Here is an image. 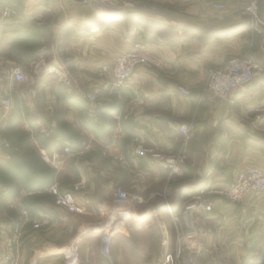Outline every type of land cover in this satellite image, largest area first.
I'll list each match as a JSON object with an SVG mask.
<instances>
[{"label":"crops","instance_id":"0c3cea01","mask_svg":"<svg viewBox=\"0 0 264 264\" xmlns=\"http://www.w3.org/2000/svg\"><path fill=\"white\" fill-rule=\"evenodd\" d=\"M112 1L0 0V12L5 6L15 10L13 17L0 22V101L6 96L13 101L5 119L0 105V162L9 158L5 137L39 133L46 138L39 154L55 171L51 186H80L74 193L78 212L54 206L51 186L45 191L51 202L42 200L36 209L22 199L41 194L38 191L0 193V248L11 242L12 228L25 206L31 217L48 215L51 222L37 230L24 220L16 264H63L74 251L79 264H94L93 255L101 262L125 264L130 261L127 241L133 236L127 230L129 221L144 215L132 212L126 227L111 232L103 242L100 222L120 185L129 189L131 181L145 179L149 187L132 188L150 193L148 198L163 183L169 189L163 208L148 214L159 224L161 239H166L164 264L165 254H174L178 245L193 264L251 263L264 240V191L249 193L238 203L218 198L210 214L198 217L173 219L171 212H179L187 192L228 185L248 165L264 172V134L251 126L257 115L258 124H264V79L234 89L224 100L205 91L208 70L231 57L264 62V0L258 13L261 34L233 0H156L169 7L164 12ZM215 2L227 3V10H215ZM169 29L172 37L166 35ZM35 40L42 47H36L37 83L16 81L11 70L15 65L31 66L27 59L33 57ZM137 40L156 65L138 66L124 87L112 89L109 76L98 75L100 65ZM63 77L70 80V87ZM179 86L189 95H183ZM89 92L98 98L95 117L85 112ZM24 111L33 117L27 118ZM59 124L72 127L79 137L54 146L50 137ZM181 126L189 127L191 136L182 172L175 175L164 163L181 149ZM68 144L70 155L64 153ZM137 146L160 158L135 154ZM191 230L201 234L187 238Z\"/></svg>","mask_w":264,"mask_h":264},{"label":"built area","instance_id":"2783aa9c","mask_svg":"<svg viewBox=\"0 0 264 264\" xmlns=\"http://www.w3.org/2000/svg\"><path fill=\"white\" fill-rule=\"evenodd\" d=\"M99 2H109L110 0H93ZM242 5V12L249 17V22L252 29L261 34L259 20V3L260 0H233ZM213 8L217 11H225L228 8L225 2L213 3ZM15 10L10 6H5L0 12V22L13 17ZM140 65L153 66L156 65L155 58L146 50L144 44L137 40L132 46L115 55L109 63H103L98 69L99 76H109V86L112 89H121L125 86L126 81L130 79ZM49 71H55L49 68ZM11 75L16 81H23L24 75L19 65H15L11 70ZM264 79V62H259L248 56H234L224 62L212 67L208 70L205 82V91L208 92L213 99H227L230 93L237 88H245L250 86L255 80ZM64 84L70 87V80L63 77ZM178 90L183 95H189L188 89L179 86ZM70 92V88H69ZM87 99L86 114L90 117H95V104L97 95L95 92L85 93ZM2 108L1 118L5 119L7 114L12 109L13 101L10 96L3 97L0 101ZM261 120L260 115L256 116L252 121L251 126L264 134V124L259 125ZM183 138L181 149L177 154L170 155V158L165 161L164 166L169 169L171 174L178 175L182 172L181 165L185 160V151L190 140L191 132L187 126L179 128ZM5 144V143H4ZM7 145V144H5ZM135 154L145 155L151 153L155 158H160V155L152 152L151 149L137 146ZM64 153L70 155L71 150L69 145L64 147ZM114 160H121L120 157L114 156ZM80 190L78 184H73L71 188L61 189L57 185H52L49 192L53 197V204L56 207L64 208L70 212L80 211V206L76 203L74 193ZM264 191V172L255 165H248L245 169L239 171L232 183L228 185H207L201 187L194 192H187L184 195L181 209L179 212L172 213L173 219H178L181 216L190 217L191 215L198 217L205 214H210L213 211L214 201L216 199H224L230 203H238L243 197L249 193ZM148 199L142 196L131 194L127 191L116 189L113 193V205L109 213L105 216L101 224L102 242L106 235H111V232H118L124 229L131 213L141 208ZM29 219L32 228L42 230L50 224L48 215L33 216L22 208L20 210V220L14 224L11 231V242L5 244L3 249L0 248V264H16V243L19 241L24 220ZM106 229V230H105ZM201 231L191 230L186 233L187 238H195ZM166 264H193L191 260L184 255L183 249L178 245L175 253H166L164 256ZM63 264H79L78 255L74 251L69 253L64 258Z\"/></svg>","mask_w":264,"mask_h":264},{"label":"rangeland","instance_id":"374dc122","mask_svg":"<svg viewBox=\"0 0 264 264\" xmlns=\"http://www.w3.org/2000/svg\"><path fill=\"white\" fill-rule=\"evenodd\" d=\"M110 1H112V0H110ZM121 2L129 3V5H131V6L141 7L143 9L152 10V11L164 12L169 8L168 6H166V5L160 3L159 1H156V0H113L112 4L118 5V3H121ZM44 19L47 22L49 18L44 16ZM46 22H45V24H46ZM166 35H171V37H172L173 32L170 31V29H169V31L166 32ZM36 43H37V41H36ZM37 47H38V49L42 48L41 45H40V47L37 45ZM36 50H37V48H34L33 57H31L30 59H27L28 62L31 63V66H29V67H27V66L23 67L22 65L20 66L21 70L23 72V75H24V80L25 81L27 80V82L34 80V82L37 83L36 77H35L36 74L33 71L35 70L34 62H36L39 59L40 55L38 53H36ZM46 52H48V51L45 50V53ZM24 60L26 61V59H24ZM260 62H262V61H260ZM97 100H98V98H97ZM96 103H97V101H96ZM55 112H57V111L55 110L54 113ZM24 115L27 116V118L33 117L32 114L30 116V114L26 113V112L24 113ZM36 116H39V115H36ZM58 128L63 131V134H65V136L79 137L75 133L73 128L69 127L68 125L63 126L62 124H59ZM5 138H6V140H7V138L8 139L12 138L13 142H16L18 140L23 141L24 139L28 138L30 141V145L33 148H35V150L37 152H40L41 148H45L44 143L46 141V138L42 137L41 134H39V133H37V135L33 134V137H28L26 133H21L20 135H15L14 137L8 136ZM32 140L37 142V146H35L32 143ZM133 185H135L137 187H142V186L143 187L144 186L149 187L150 186L148 181H146L145 179H135V181L130 182L129 189H126L124 186H121V185H120L121 187L119 186L118 189L122 190V188H123V189H125L124 191H127L131 194H135L138 196L142 195V197L144 199L148 198L150 193H145L143 191L141 192L140 190H137V188H132ZM152 192H153V190H152ZM154 192H155L154 195L151 196V198H148L147 203L145 202V204L141 208H139L137 211L138 214L144 215L143 218L141 220H137V221H134L133 219H136V218H133L129 221L130 227L127 230H129L130 233L133 234L132 237H134V238L131 237L127 241L126 246H128L130 249V261L126 262L125 264H164L162 259H161V254L163 253L162 251L166 246V239H161L162 235H161V230L158 226L159 224L153 218H150L148 216V214H149V212H151L150 210H152L155 207L163 208L161 206V203L164 202V199L169 198V189L167 187V184L163 183V184L159 185L157 188H155ZM47 198H49V197H45V199H47ZM23 208H26V207L23 206ZM138 221H140L139 224H138ZM90 233H92V231ZM88 242H90V240ZM90 244H91V242H90ZM92 245H93V243H92ZM90 248H92V247H90ZM93 259L95 260L94 264H109L108 262L107 263L101 262L100 259L96 255H93ZM251 263L252 264H264V240H263V242H262V244L258 250V254L256 255V258L253 259ZM113 264H115V263H113Z\"/></svg>","mask_w":264,"mask_h":264},{"label":"trees","instance_id":"16d2710c","mask_svg":"<svg viewBox=\"0 0 264 264\" xmlns=\"http://www.w3.org/2000/svg\"><path fill=\"white\" fill-rule=\"evenodd\" d=\"M35 43L34 48L37 47ZM58 127L50 137L54 146L63 144L66 140L70 143L74 142V137L65 136ZM7 141L9 148L6 150L9 158L5 162H0V193L11 196L20 189L33 193L38 191L41 194H33L29 198L22 199L24 205L33 209L42 206V200L46 203L51 202L50 196L45 191L53 183L55 171L43 161L39 152L30 145L28 138L16 142H13L12 138H7ZM45 197L49 198L45 199Z\"/></svg>","mask_w":264,"mask_h":264},{"label":"bare ground","instance_id":"6f19581e","mask_svg":"<svg viewBox=\"0 0 264 264\" xmlns=\"http://www.w3.org/2000/svg\"><path fill=\"white\" fill-rule=\"evenodd\" d=\"M105 239H108L109 238V236L108 235H106V237H104Z\"/></svg>","mask_w":264,"mask_h":264},{"label":"water","instance_id":"95a60500","mask_svg":"<svg viewBox=\"0 0 264 264\" xmlns=\"http://www.w3.org/2000/svg\"><path fill=\"white\" fill-rule=\"evenodd\" d=\"M263 29H264V27H263ZM263 46H264V42H263Z\"/></svg>","mask_w":264,"mask_h":264}]
</instances>
